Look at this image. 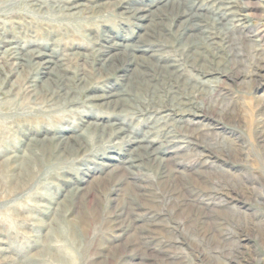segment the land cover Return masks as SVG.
<instances>
[{
    "label": "rangeland",
    "instance_id": "1",
    "mask_svg": "<svg viewBox=\"0 0 264 264\" xmlns=\"http://www.w3.org/2000/svg\"><path fill=\"white\" fill-rule=\"evenodd\" d=\"M46 1L83 7L61 19L30 12L19 6L22 0H0V38L8 29L24 51L53 55L69 76L84 70L92 87L76 90L72 102L34 101L21 86L23 70L0 75V264H264V0H170L197 15L190 23L178 18L186 35L198 38L200 28L189 27L196 22L211 28L219 74L201 85L186 67L185 78L200 87V95L184 104L166 98L163 103L172 104L167 112L118 115L88 98L124 91L137 73L90 77L98 48L93 42L105 35L125 45L144 42L154 23L123 14L114 5L119 0ZM130 1L152 16L167 5ZM162 44H142L138 62H154ZM1 45L0 52L8 48ZM164 50L168 54L157 58L184 62L174 49ZM110 53V64L120 63L119 48ZM51 69L38 72L37 90ZM116 122L125 132L110 140L98 139L100 131L88 126ZM60 132L73 144H87L84 156L45 159L32 149L34 140ZM142 139L157 151L153 165L133 162ZM35 155L41 160L21 182V162ZM14 157L18 162L11 164Z\"/></svg>",
    "mask_w": 264,
    "mask_h": 264
},
{
    "label": "bare ground",
    "instance_id": "2",
    "mask_svg": "<svg viewBox=\"0 0 264 264\" xmlns=\"http://www.w3.org/2000/svg\"><path fill=\"white\" fill-rule=\"evenodd\" d=\"M186 2H191V0H186ZM49 4L46 0H22V3L19 6L31 8L30 12H42L44 15H48L49 12L55 13L61 19H69L70 17L75 16L77 13H74L73 11L77 9L79 10L83 7V5L80 4L73 5L72 2V5L65 6V8L58 6L54 7V4V6H49ZM166 4L167 5L163 7V11H161V13H159L157 16L150 15V11L145 7L132 6L130 0H119L114 4L116 8L122 10L123 14L128 15L135 20L153 22L155 25L154 30L156 31L153 30L147 34L149 40L137 42L135 44H121L115 42L111 36L109 37L107 35L104 36V39L101 43H98L94 40L93 43H95L98 48L91 57V63L94 67L89 74L90 77L95 80H103L106 78L109 79L114 75L122 77V74L125 73H130V75L133 72L137 73V77L128 80V86L124 91L116 93L107 91L103 95L91 96L88 98V100L92 102H98L101 104L93 105L94 107L105 106V108L111 109V113H115L117 115L120 113L123 114L127 111L133 112L134 110H139L140 112L141 109H154L160 112H167L169 105L167 106V104L163 103L166 98L167 100L170 98L171 102L173 101V104L176 101L178 104H184L190 101L188 99H193L191 97L192 95L197 97L201 94L200 87H197L198 85L192 83L190 79L185 78L186 67L195 72L201 85L205 78H210L219 74L217 73V70L221 58L219 54L215 53L218 42L216 41V37L214 33H212L211 28L209 27L207 29L205 24L201 25L196 22L195 24H189V27L200 28V35H197L198 38L194 34L186 35L185 31L187 30V27H181V25H178L177 20L179 17H184L188 23L192 22V20L197 16L196 14H191L190 11L192 7H181V4L178 3L175 5L170 0H167ZM176 6L179 8L178 10H176ZM24 11L27 12L28 10ZM80 11H82V9ZM92 11L93 9L90 10V13ZM10 14V17H12L14 13L10 12ZM4 20L5 18L3 21ZM8 31V29H3L1 33L3 39L2 37L0 38V48H4L1 44H5L8 47L7 49L5 48L4 51L0 52V75L2 74V76L6 78L8 74H12V71H15L17 68L23 70V73L25 72V74H21V76L24 75L21 86H26L25 90L28 91V93L33 94H28L32 97V100L35 101L37 100V97H39L43 98V100H46L47 102L62 100L72 102L75 98L76 90L88 91L92 87L91 83L87 79L89 78L87 77L88 74H86L84 70H76L72 76H69L67 74L68 70L60 61H55L53 59V55L41 53L36 49L25 50V52L23 47H20L13 37H10L12 34ZM103 35L104 34L101 36ZM158 43H163V47L157 49V51L160 53L159 55H156L157 57H162L163 54L167 55L168 53L165 50H162L169 49L170 47L171 49H174L176 53H178L184 62L175 63L173 61H165L164 59L157 57L155 58L154 62L151 63L138 62V56H136L135 53L139 51L142 44L149 45L146 47H153ZM118 48L120 50V54L118 55L121 58L120 63H114V65L112 63L110 64L112 60L110 61L109 58L115 57L110 56V51ZM206 50L208 53L204 54ZM77 55L79 56V54ZM97 65L98 68L94 69L97 67ZM4 66H8L10 71H6L5 73L3 69ZM50 66H53V69H51V71L48 73L51 74L52 77L48 79L49 81L44 85L43 89L37 90V83L39 80L37 76L38 72L43 69H48ZM189 74L195 78V75H191V73ZM10 88L12 90H14V88L16 89V87L13 86ZM180 91H187L189 93L184 98L180 99L175 96V93L177 94V92ZM147 98L148 100H146ZM149 100L150 103H148ZM88 126L89 128H93V132L100 131L99 134H97V138H105V140H110L114 135L124 131L120 128V124L117 122L116 124L111 123L110 125L105 126L100 123H92L88 124ZM59 134H61V132L56 133V135L49 138L34 140L33 143L35 146L32 149L37 148L40 151V154L43 157H46L45 159L65 161L71 159L73 161L74 158L84 156L88 150L87 144L80 142L73 144V137ZM127 137L128 136H126V138ZM140 142L141 145H138L136 148L141 149L142 152L137 156V158L133 160V162H136L137 160L144 162L147 160L145 161V163L147 162V165H153L156 163L155 161L159 159L157 151L151 149V144H149L145 139L136 141L137 144H140ZM40 160V157H36L35 155V157H28L24 162H21V168L19 171L21 182L29 180L32 177V172L38 165L37 161ZM12 162H18V159L14 157L10 160L11 164H13ZM157 167H159V165ZM158 170H160V168H158Z\"/></svg>",
    "mask_w": 264,
    "mask_h": 264
}]
</instances>
